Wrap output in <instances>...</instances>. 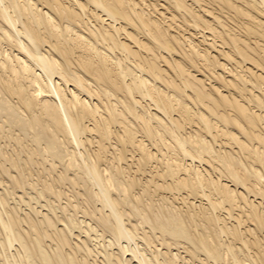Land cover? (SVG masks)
Instances as JSON below:
<instances>
[{
	"label": "bare ground",
	"instance_id": "obj_1",
	"mask_svg": "<svg viewBox=\"0 0 264 264\" xmlns=\"http://www.w3.org/2000/svg\"><path fill=\"white\" fill-rule=\"evenodd\" d=\"M0 188V264H264V0H0Z\"/></svg>",
	"mask_w": 264,
	"mask_h": 264
},
{
	"label": "rangeland",
	"instance_id": "obj_2",
	"mask_svg": "<svg viewBox=\"0 0 264 264\" xmlns=\"http://www.w3.org/2000/svg\"><path fill=\"white\" fill-rule=\"evenodd\" d=\"M1 189H2V188H0V191H2ZM19 190H21V189H19ZM19 190L17 189V191H16V195L18 196V194H19V195L21 194L20 196H23V197H24L25 194H23L22 191H19ZM31 191H32V190H28V193H29V192H30V193L27 194L26 196H29L31 193H32L31 195H34L35 191H34V190H33V192H31ZM17 192H19V193L17 194ZM31 197H32V196H31ZM27 198H28V199H27ZM24 199H25L26 202H27V201H31V200L29 199V197H24ZM26 199H27V200H26ZM16 200H17V199H16ZM12 203H13V204H12V206H13L15 203H14V202H12ZM21 203H22V202H21ZM21 203H19V206H22V208H25V207H24V206H25L24 203H23V204H21ZM31 203L33 204V207H36V208H38V209L40 208L39 210H42L41 206H39V203L37 204L35 200H34L33 202L31 201ZM34 203H35V204H34ZM20 204H21V205H20ZM41 204H43V203H41ZM37 205H38V206H37ZM26 208H27V207H26ZM0 240H1V237H0ZM15 247L17 248V246H15ZM13 248H14V247H13ZM13 248H11L10 253L14 255L15 252H13ZM0 249H1V247H0ZM14 250H15V248H14ZM15 251H16V250H15ZM12 252H13V253H12ZM15 255H17V256H21L20 254L18 255L17 253H16ZM15 255L13 256L12 260L10 259L11 261H13V260L15 259V258H14ZM17 256H16V258H17ZM19 258H20V257H18V259H19ZM8 260H9V259H8ZM0 261H2V260H0ZM4 261H5V260H4ZM2 262H3V261H2ZM5 262H6V261H5Z\"/></svg>",
	"mask_w": 264,
	"mask_h": 264
}]
</instances>
